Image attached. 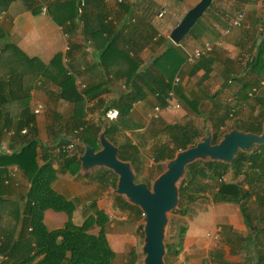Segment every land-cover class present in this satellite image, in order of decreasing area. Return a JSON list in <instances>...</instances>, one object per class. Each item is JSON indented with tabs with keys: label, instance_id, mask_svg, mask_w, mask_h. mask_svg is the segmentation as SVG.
Returning a JSON list of instances; mask_svg holds the SVG:
<instances>
[{
	"label": "trees",
	"instance_id": "1",
	"mask_svg": "<svg viewBox=\"0 0 264 264\" xmlns=\"http://www.w3.org/2000/svg\"><path fill=\"white\" fill-rule=\"evenodd\" d=\"M11 1L0 0V9ZM25 1L30 7L35 4L32 1ZM250 1L252 0H211L209 6L200 16L211 17L214 23L224 29L230 27L233 13L241 11L245 3ZM77 3L78 0H53L48 12L51 20L70 29L79 24L83 37L91 35L94 38L96 33L101 35L103 46L99 51L97 64L104 73H111V75L121 78L127 90L121 93L113 104L115 107L109 105L103 109L104 114L107 108H117L118 116L113 122L107 124L100 121L96 126H92L80 120L77 124L72 125L81 127L76 136L78 141L97 149L98 134L103 127L104 136L115 144L109 136L116 133L118 129L126 127V114L131 103L142 99L145 93L154 94L157 103L163 105V96L172 88L175 97L177 95L188 108L198 113L196 105L200 99L196 95H192V97L186 95L183 88L177 85L179 82L172 85L174 75L183 73L184 67L188 64L185 62V54L167 36L157 34V31L150 25L147 16L134 15L132 2L123 0L120 3H115L120 13L114 16L113 12L110 13L111 8L103 0H84L78 21L81 23L78 24L75 22ZM144 13L150 12L145 10ZM66 21L68 24L65 23ZM190 28L185 35L191 32ZM263 28H259L258 32H262ZM254 40L251 54L245 60L240 76L228 65H224L221 69L214 68V71L219 72L222 77L219 89L210 95L202 92L203 98H207L209 102L206 111L201 114L204 116L203 120L210 123L211 143H215L224 131L233 127L254 133L260 131L264 111H260L258 116L260 120H258L257 126L254 125L255 117H252L253 121L245 127L238 125V121H234L226 129H221L225 119L232 116L239 99L250 98L247 91L252 86H257L262 79L259 77L264 73V45L260 42L255 48ZM135 45L140 48L149 46L150 51L158 47L160 51L145 60L140 57ZM217 58H219V54L214 50L201 55L194 63L190 64L188 75L192 76L201 71L200 80L208 78L212 71V64ZM228 62L229 60L225 59V63L228 64ZM250 74L255 76L251 82L241 79L242 76ZM54 76L61 86L58 96L64 100H78L82 94L88 97L90 93H96L95 89L99 88L98 84H94L82 89L81 92L77 91L73 75L67 74L63 66H57ZM235 81H239L236 95L226 100L224 89L229 88L231 82ZM15 84H19V80L14 77L6 79L4 83L0 82V133L10 131L11 141H14L18 136H25L33 122V113L27 107L15 113L6 109L9 97L1 96L2 90L6 86L10 87ZM255 99L261 100L260 97ZM204 125L203 123L200 132L187 122L182 124L177 122L161 123L160 129H152L151 132L152 134L158 131L162 132L165 138L151 147V158L154 162L159 163L171 158L175 151L193 145L202 135ZM22 130H25L24 133ZM68 131L70 132L71 129ZM67 141L68 139L63 135L57 142L58 152L63 160V164L59 168L53 166L51 159L42 157L40 164L35 161L34 147L36 144L33 139L28 140L18 150H12L8 155H0L4 163L15 164L28 182V187L23 193L20 203L4 199L0 194V264H112L114 251L109 246L104 231L108 220L107 214L102 209L95 208L80 223H75L72 220V212L75 208L73 201L64 198L51 187L57 171H64L66 164L70 161L78 162L76 157L66 156V153L61 150L60 146L66 144ZM134 153L135 146L128 141L117 145V157L121 160H129L132 164ZM156 166L157 173H159L161 166L160 164H156ZM228 172H231L230 181L219 180ZM0 174H5V171L0 170ZM111 174L113 178L110 185L114 188L116 176L112 172ZM4 177L0 182L6 183L10 175L7 174ZM101 178L103 181L108 179L105 176H101ZM142 181L148 185L145 180ZM212 181L214 182L213 186H211ZM256 182L264 183V143L238 150L230 163L214 160L193 161L185 166L184 176L179 182L177 200L183 201V203L176 209L180 213L184 208L182 205L194 201L200 193L208 188H210V197L213 202L238 204L239 212L251 234L246 237L245 242H250L252 238H255L258 243L252 264H264V242H260V239H264V187L257 199L262 208L259 220L261 219L263 225H253L247 221L246 202L250 197L249 189ZM113 196L117 206L124 210L127 208L135 218H140L141 211L138 207L129 204L119 195L114 194ZM46 209L65 215V220L60 227L48 229L45 226L43 213ZM94 226L97 227L95 233L90 231ZM258 232H260V239L256 237ZM164 245L165 253L168 255L171 252V245L168 242H164ZM244 251H247V248ZM132 258H134L133 255L131 260ZM163 258L168 263L165 254ZM250 259L249 255L248 260Z\"/></svg>",
	"mask_w": 264,
	"mask_h": 264
},
{
	"label": "crops",
	"instance_id": "2",
	"mask_svg": "<svg viewBox=\"0 0 264 264\" xmlns=\"http://www.w3.org/2000/svg\"><path fill=\"white\" fill-rule=\"evenodd\" d=\"M28 1H32L35 4L30 7L25 0H12L4 8L0 9V12L3 11L0 17V82L4 83L6 79L13 77L18 78L19 84L10 87L6 86L2 90L3 93H1V96L9 97L6 109L8 108L7 110H10L12 113L27 107L28 110L33 113V122L31 124V129L25 133V136H18L14 141L10 139V131L0 133V155H8L12 150H18L20 146L24 145L28 140L33 139L36 144L34 147L35 161L40 164L42 162V157L51 159L54 167L56 166V168H59L63 164V160L58 152L59 146L57 147L59 138L63 135L66 137L69 136L68 134L71 133L73 129L78 130L74 135L73 149L69 152L63 151L66 153V156H74L77 158L83 150V144L76 139L81 127H74L72 125L77 124L80 120L92 126H96L100 121H104L107 124L113 122L114 120L108 121L104 118L103 109L109 105L113 106L121 93L127 90L121 78L113 76L111 73H104L97 64L98 54L103 46L101 35L96 33L94 34V38H92L91 35L83 37L80 32V25L78 24L81 23V21L78 22L75 20L78 25L71 29L67 26L56 24L51 20L48 13L53 0ZM103 1L111 8L110 13L113 12L112 15L115 16L120 13V10H118L115 4L107 3L105 0ZM127 1L133 3L132 9L134 15L138 17L145 15L149 18L148 21L152 28L157 31V34L166 36L175 25L172 16H170L165 23L160 22L158 18H156L157 11L163 7L160 5L156 8L154 6L156 0ZM258 1L260 6L263 7L262 12L258 14V16L251 15L247 23L246 20L245 23L243 20V24L240 27H229V32L227 34H222L223 27H219L214 23L211 17L208 18L204 16L203 21H201L202 19L199 21L198 28L189 35L188 40L190 39L191 41V39L197 37L200 39L199 43L201 44L202 41L207 40L205 38H212L218 32V37L214 36L213 39H210L211 41L218 39L220 44L214 46L212 49L218 52L219 58L213 62L212 71L209 76H211L212 73L215 74L214 68L221 69L224 65L232 67L233 71L240 76L245 60L251 54L253 40L258 33L256 39L259 38V43L261 42L264 45V28L262 32H258L259 28L264 27V0ZM251 2L252 1L248 3ZM248 3H245L242 10ZM41 6L45 7V12H41ZM145 10L150 13L143 14ZM65 23L68 24L67 21ZM167 23H171L170 30L169 27L166 26ZM204 31H207L208 35L211 37L204 36L206 35H203ZM256 39L254 40L255 48H257L255 43ZM134 47L138 49L140 57L145 60H148L152 54L160 51L158 47H155L152 51H150L149 46H141L140 48L135 45ZM225 59L229 60L228 64L225 63ZM57 66H63L67 74L73 75L74 85L77 91L81 92L82 89L98 84L99 88L95 89L96 93H90V95L88 93V97L82 94L80 99L73 101L60 98L58 94L61 86L54 76L57 71ZM44 71L45 73L43 74ZM197 73L201 74V71ZM213 77L215 79L218 76ZM218 78L222 80V77ZM254 78V74L241 77L243 81L249 82ZM259 78H262L260 80L264 81V73ZM204 82L206 81H202L201 83ZM238 83L239 81L231 82L230 87L224 89L227 97L226 100L236 95V91L239 88ZM255 87L257 90L252 95L248 94L250 90L247 91L251 101L248 97L239 99L233 112L237 114L239 109L242 110L240 106L243 105V102L248 100L247 110H251L250 112L252 114L250 112L248 113H250L251 118L255 117L254 125L257 126V122L260 120V117H258L260 111H264V85H257ZM217 89H219V87ZM217 89L213 92L217 91ZM98 90L100 91L98 92ZM259 97L261 100L257 101L255 98ZM37 105L41 107L38 112L34 113L33 109ZM154 105L159 104L152 93H145L142 99L133 101L126 114V127L121 129V131L118 129L116 133L109 136L115 142L116 145H114L116 147L121 144L118 138L119 134L124 138L122 142L128 141L135 146L136 154L132 157V161L135 162L137 166L139 159L137 157L135 160V157L139 155L140 147L142 145L144 146V141L147 140L148 137L154 136L151 132L153 125L160 123L157 121L158 119L163 123L166 122V115H163V117L158 115L156 119L150 117ZM163 110L165 112L167 111L169 115V110L173 109ZM170 116H172V114L168 117ZM263 118L261 120H263ZM13 121H15V119H13ZM234 121H239V117L238 119L234 118ZM70 129L71 131L69 132L68 130ZM102 130H104L103 127L100 132ZM107 139L111 142L109 138ZM53 145L55 146L50 147ZM151 161L152 163L148 165V162L147 166L161 163L154 162L152 158ZM141 164L142 163H140V173L142 172ZM130 165L133 170V165L131 163ZM97 168L92 167L84 171L79 166V161H70L66 164L64 171H57L56 177L51 183L52 189L61 194L64 198L71 201L76 199V201L73 202L75 208L72 212V220L75 223H80L81 220L91 212L89 208L85 209L87 207L86 203H90L91 201L88 199V193L91 192L90 195H94L104 187L103 184L102 186L99 184L97 187L96 179L91 178L93 174L89 175V172L97 170ZM0 170L5 171V174H0V180H3L5 175H10L6 183L0 182V194L4 199L20 203L23 193L28 187V182L21 170L15 164L4 163L1 157ZM80 173H82V175H80ZM133 173L135 177L136 173L134 170ZM79 175L84 177V179H80ZM226 176H228V173L222 176L224 182L229 181L226 180ZM91 180H95L96 182L92 183L90 182ZM263 187L264 183H254L249 189L250 197L248 201L252 200L259 202L257 199L261 195ZM88 190H90V192H88ZM109 194L114 193L111 191ZM100 201L103 202V205L107 202L104 197L101 198ZM80 202L85 208L81 206L78 210L82 212L84 216L78 218L80 220L77 221L74 217V211L77 209V204ZM110 205L111 202H108L109 207ZM115 205L116 206L113 207L115 210L123 209L117 206L116 203ZM187 205L189 206V210L196 212V214L190 216L184 213L174 217V228L169 238L179 236L180 228L182 229V233L179 237L178 245L174 244L173 246L169 241L171 252L169 253L167 264L254 263V258L256 256L255 250L258 248V243L255 238H252L250 242H245L246 237L251 234L239 212L238 204L232 202H213L206 190L200 193L194 201L187 203ZM194 205L196 207H194ZM183 207L184 205H182V208ZM96 208H100L106 213V209L104 210L102 205L96 206ZM126 209L127 208H125V210ZM248 209L249 208H247V214ZM58 217L59 215L56 211L46 209L43 213V222L46 220V222L54 224L60 220ZM63 218H65V215ZM259 218L260 217L256 216L253 211L247 215V221L253 225H258V223L262 222ZM216 227H218V231L215 232ZM213 232L216 233L214 239L211 237V233ZM256 237L260 239V232L256 234ZM260 242H264V239H260ZM246 248L247 251H244ZM174 249H176L177 252L173 251ZM249 255L251 257L250 260H248ZM112 264H115L114 261Z\"/></svg>",
	"mask_w": 264,
	"mask_h": 264
},
{
	"label": "rangeland",
	"instance_id": "3",
	"mask_svg": "<svg viewBox=\"0 0 264 264\" xmlns=\"http://www.w3.org/2000/svg\"><path fill=\"white\" fill-rule=\"evenodd\" d=\"M154 1V0H153ZM198 0H182V1H176V0H156V2H154V6L156 8H158L160 5H162L164 7V9L166 10L165 14L159 18L158 20L160 22H167V20L170 18V16H172V18L174 19L175 24L181 19V17L183 16L184 12L190 8L192 5H194V3H196ZM258 2V3H257ZM261 8V9H260ZM262 6H260L259 1L258 0H252L251 3H248L245 8L241 11L243 12V20L245 23L247 21L249 22L251 15L254 16H258V14H260L262 12ZM184 10V12H183ZM236 12V11H235ZM204 16H200L198 19H196V21L193 23V25L190 28V33L187 35H184L179 41L178 43L174 44L179 46V49L185 54L186 51H189L194 45H199L200 43V39L193 38L188 40L189 35H191L193 33L194 30H196L199 26V21H203ZM243 24V23H242ZM167 27H169V30L171 29V23H167L166 25ZM200 28V27H199ZM205 28V27H204ZM199 32V31H197ZM206 34V35H204ZM168 35V33L166 34V36ZM203 35L206 37H211L210 35H208L207 31L203 32ZM214 35V34H213ZM216 37H218V32L216 33V35H214ZM213 36V37H214ZM212 38H205L208 41H211L210 39ZM220 52V51H219ZM15 60V59H14ZM184 71L183 73H179V83L177 85H179L180 87L183 88L184 92L186 95H189V97H192V95H196L200 100L199 103L196 105V109L198 110V113L195 112L193 109L188 108L176 95L177 100L179 102L180 107L178 109H174V110H169V115L172 114V116L168 117V112L164 111L163 109L160 110L159 115L163 117V115H166V122L165 123H185L187 122L188 124L191 125V127H194L195 129H198V131H202V125L203 123L206 124L207 120H203L204 116L201 114L202 112H205L209 102L207 98H203V93L205 94H211L214 90H216L221 83V79H219L218 77L221 78V76L219 75V72L215 74H211V76H208V78L203 79V80H199L200 79V74L195 73V75L190 76L188 75V71L190 69V65H186L184 67ZM218 74V75H216ZM213 76H218L214 79ZM202 81H206L204 83H201ZM202 86V87H201ZM202 89H201V88ZM218 90V89H217ZM249 100L251 101V98H249ZM248 100L243 102V105L240 106L242 107V110L239 109L238 113H234L232 114V116H228L225 119V122L223 123V125L221 126V129L224 130L227 127H229L231 124H233L234 122V118L238 119L239 117V121H238V125H242V126H246L247 124L251 123V121L253 120L250 116V111L247 110L248 109ZM250 105V104H249ZM232 112V111H231ZM250 112V113H248ZM166 113V114H165ZM252 114V113H251ZM160 123H156L153 125V130H157L161 128V120L158 119L157 120ZM209 123V121H208ZM210 125V123H209ZM150 127V126H149ZM205 127V125H204ZM211 128V126H210ZM204 129V128H203ZM118 131V130H117ZM121 131V130H119ZM154 136L152 137H148L147 140H145L144 142V146L142 145L140 147V153H138L139 155H137L135 157H138V166L137 164H135V162L132 161V167L133 170L135 171L136 175L133 178V180L136 182H140L142 180H145L149 186L152 179L157 175V166L156 164H152L151 166H147V163H151V158L149 155V151L151 150V147L154 146L155 144H158L159 142H161L162 139L165 138V135L162 132H155V134H153ZM201 136V135H200ZM120 142L122 143V141L124 140V138H122L121 134H119L118 136ZM136 154V152L134 153ZM135 156V155H134ZM141 164V169L142 172L140 173V163ZM164 162L162 161L160 163L161 169L164 167ZM54 166V165H53ZM56 167V166H55ZM97 168V167H96ZM92 171V170H91ZM91 174H93V176H91V178H95V180H91L90 182L95 183L97 187L99 186V184H105V186L103 187V189H100L99 191H97L94 195H90L91 192L90 190H88V199H90V203L87 202V207L85 208V206L83 204H81V202L79 204H77V211H74V217L75 220L79 221L80 219L78 218H82L84 215L82 212H80L78 209H80L81 206H84L85 209L89 208V211H93L94 208H96V206H101L103 207V209H106V214H107V223L104 227V231H105V236L106 239L108 241V244L110 247H112L111 249H113L114 251V258L113 261L115 264H142L141 262V258H142V253L140 251V244H141V239H142V232H141V228L140 226L142 225L141 220L135 218L133 216V213L123 209H118L115 210V208H113L115 205V199H114V194H109L113 188L110 185V181L113 178L111 171L102 168V167H98L97 170H93L92 172H89ZM231 172H228V176H226V180H231L230 177ZM80 175H82V173H80ZM80 177V179H84V177ZM88 175V176H89ZM101 176H105L106 178L108 177L107 180L103 181ZM81 181V180H79ZM88 183V182H86ZM214 185V182L212 181L211 186ZM103 190V191H101ZM208 195L210 196L211 191L210 188H208L207 190ZM101 195V197H100ZM116 195V194H115ZM105 198V200L107 201L104 205L103 202L100 201L101 198ZM76 199L73 201L75 202ZM100 201V202H99ZM97 202V203H96ZM108 202H111L110 207L108 206ZM183 203V201L179 202L177 200V205L174 209L177 208V206L179 207L181 204ZM249 203V204H248ZM194 207H196L194 205ZM246 208L248 209V214L253 211L255 213L256 216L261 217V212H262V208L261 205L256 202V201H248L246 202ZM171 209L168 213H167V217H168V222H167V227H166V231H165V238H164V242H168L169 241L172 243V245L174 246V244L178 245L179 244V237L181 236L182 233V229H179L180 235L179 236H175L172 238L170 237V234L173 231L174 228V217L177 216L178 214H180L181 212H184L186 215H190L193 216L196 214V212L189 210V206L188 205H184V208L182 211H180V213H178L179 211ZM174 210V211H172ZM172 211V212H171ZM58 213L60 220L57 223H50V222H45V225L47 228H54L56 227H60L64 221L65 218L64 215L62 213L56 212ZM183 213V214H184ZM246 214V213H245ZM247 214V215H248ZM257 218V217H256ZM261 220V219H260ZM263 225V222L258 223V226ZM91 232L95 233L97 231V227H92ZM171 239V240H170ZM173 251H176V249H174ZM133 255L134 258H132L131 260V256ZM165 257L168 259L169 254L167 255L165 253ZM164 259V258H163ZM112 261V263H113ZM131 261V262H130Z\"/></svg>",
	"mask_w": 264,
	"mask_h": 264
},
{
	"label": "water",
	"instance_id": "4",
	"mask_svg": "<svg viewBox=\"0 0 264 264\" xmlns=\"http://www.w3.org/2000/svg\"><path fill=\"white\" fill-rule=\"evenodd\" d=\"M210 2L211 0H198L188 8L169 31L168 39L174 44L178 43ZM259 40L257 38L255 41L256 47ZM210 140L211 128L206 121L203 133L197 141L175 151L171 158L165 160L164 167L149 186L142 181L133 180L134 173L130 162L117 157V147L104 136V130L98 135V149L83 144L82 153L77 157L81 169L87 171L92 167H103L111 171L116 176L113 193L141 211L142 264H167L163 259L167 213L177 205L178 185L184 176L185 166L197 160L230 163L238 150L263 144L264 118L259 133L233 127L224 131L215 143Z\"/></svg>",
	"mask_w": 264,
	"mask_h": 264
},
{
	"label": "built area",
	"instance_id": "5",
	"mask_svg": "<svg viewBox=\"0 0 264 264\" xmlns=\"http://www.w3.org/2000/svg\"><path fill=\"white\" fill-rule=\"evenodd\" d=\"M123 0H105V2L107 3H120ZM84 4V0H78V3L76 5V21H79V16L81 15L82 12V6ZM41 12H45V7L41 6L40 7ZM166 10L161 7L157 13H156V18H161L164 14H165ZM3 11L0 12V17L2 16ZM243 23V12L242 11H237L233 14V16L230 19V27H240ZM229 32V27H226L222 30V34H227ZM220 44L219 40H215V41H208V40H204L201 42V44L193 46L189 51H186L185 53V61L188 64H192L194 63L198 58L201 57V55L207 54L210 51H212L214 46H218ZM179 82V76L176 74L174 75L173 79H172V85H175ZM259 86H263L264 85V81L260 80L258 83ZM82 86V85H81ZM257 90V88L255 86L251 87L250 91H249V95H252L253 93H255ZM156 95V93H155ZM163 102L164 104L162 106L159 105H154L150 114L151 118H158L159 112L162 109H178L180 107L179 102L177 100V98L175 97L172 88L170 90H168L165 94V96H163ZM40 105H37L34 109L33 112L36 113L39 111L40 109ZM104 118H106L107 120H115L116 117L118 116V112L117 109L115 108H107L103 114ZM22 132H24L22 130ZM78 132V130L73 129L71 133H69L66 138L68 139L66 144L61 145V150L64 152H69L73 149L74 147V135ZM152 163V162H151ZM151 163H149L148 165H150ZM219 180L224 181V178H220ZM218 231V227L215 228V232ZM213 232L211 233V237L214 239L216 237V233Z\"/></svg>",
	"mask_w": 264,
	"mask_h": 264
}]
</instances>
